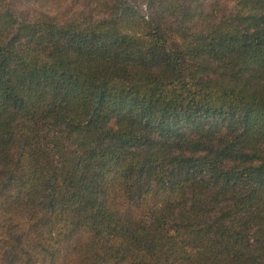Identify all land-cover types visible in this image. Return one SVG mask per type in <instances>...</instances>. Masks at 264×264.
I'll use <instances>...</instances> for the list:
<instances>
[{
  "label": "trees",
  "instance_id": "1",
  "mask_svg": "<svg viewBox=\"0 0 264 264\" xmlns=\"http://www.w3.org/2000/svg\"><path fill=\"white\" fill-rule=\"evenodd\" d=\"M67 1L0 0V264H264V0Z\"/></svg>",
  "mask_w": 264,
  "mask_h": 264
},
{
  "label": "rangeland",
  "instance_id": "2",
  "mask_svg": "<svg viewBox=\"0 0 264 264\" xmlns=\"http://www.w3.org/2000/svg\"><path fill=\"white\" fill-rule=\"evenodd\" d=\"M79 1H81V0H77V1L69 0L65 4L61 5L57 9V13H58V14H56L57 17H60V14H62V13H63L62 16H65L69 8H75L77 10H80V5H79L80 2Z\"/></svg>",
  "mask_w": 264,
  "mask_h": 264
}]
</instances>
